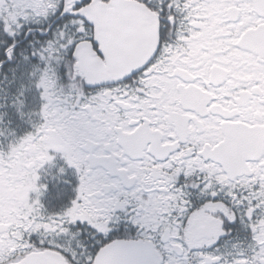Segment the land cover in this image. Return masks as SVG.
<instances>
[{"label":"snow or ice","instance_id":"snow-or-ice-1","mask_svg":"<svg viewBox=\"0 0 264 264\" xmlns=\"http://www.w3.org/2000/svg\"><path fill=\"white\" fill-rule=\"evenodd\" d=\"M0 264H264V0H0Z\"/></svg>","mask_w":264,"mask_h":264},{"label":"flooded vegetation","instance_id":"flooded-vegetation-1","mask_svg":"<svg viewBox=\"0 0 264 264\" xmlns=\"http://www.w3.org/2000/svg\"><path fill=\"white\" fill-rule=\"evenodd\" d=\"M58 193H60L59 197ZM73 195L74 193L66 185L49 181V190L41 197V200L49 211H58Z\"/></svg>","mask_w":264,"mask_h":264},{"label":"trees","instance_id":"trees-1","mask_svg":"<svg viewBox=\"0 0 264 264\" xmlns=\"http://www.w3.org/2000/svg\"><path fill=\"white\" fill-rule=\"evenodd\" d=\"M21 134H22V132H21Z\"/></svg>","mask_w":264,"mask_h":264}]
</instances>
